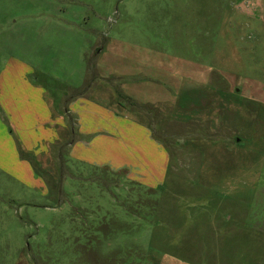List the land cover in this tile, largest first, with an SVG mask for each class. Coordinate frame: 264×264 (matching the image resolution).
Returning <instances> with one entry per match:
<instances>
[{
    "label": "rangeland",
    "instance_id": "1",
    "mask_svg": "<svg viewBox=\"0 0 264 264\" xmlns=\"http://www.w3.org/2000/svg\"><path fill=\"white\" fill-rule=\"evenodd\" d=\"M13 58L138 120L168 166L141 184L61 146L43 188L2 156L0 264H264V0H0Z\"/></svg>",
    "mask_w": 264,
    "mask_h": 264
},
{
    "label": "crops",
    "instance_id": "2",
    "mask_svg": "<svg viewBox=\"0 0 264 264\" xmlns=\"http://www.w3.org/2000/svg\"><path fill=\"white\" fill-rule=\"evenodd\" d=\"M39 73L51 81H40L36 78ZM62 88L75 89L60 85V75L44 74L21 59H9L0 69V158L6 159L3 165L8 168L3 169L11 177L22 181L14 173L17 168L29 177L25 181L45 188L35 171L53 176L50 162L60 163L64 146L68 157L80 162L124 170L141 184L159 177L153 185L161 184L168 152L142 123L114 112L108 103L102 104L89 94L65 91L60 95ZM2 138L11 145L10 153L2 151Z\"/></svg>",
    "mask_w": 264,
    "mask_h": 264
}]
</instances>
